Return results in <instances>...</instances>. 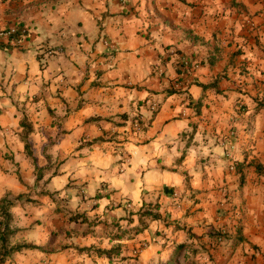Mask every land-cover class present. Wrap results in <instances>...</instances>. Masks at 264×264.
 <instances>
[{"label":"clouds","instance_id":"1","mask_svg":"<svg viewBox=\"0 0 264 264\" xmlns=\"http://www.w3.org/2000/svg\"><path fill=\"white\" fill-rule=\"evenodd\" d=\"M0 264H264V0H0Z\"/></svg>","mask_w":264,"mask_h":264}]
</instances>
